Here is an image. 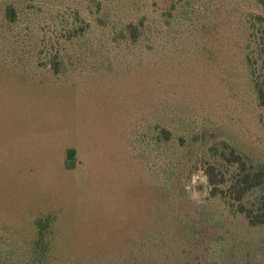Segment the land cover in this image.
<instances>
[{
  "label": "rangeland",
  "instance_id": "374dc122",
  "mask_svg": "<svg viewBox=\"0 0 264 264\" xmlns=\"http://www.w3.org/2000/svg\"><path fill=\"white\" fill-rule=\"evenodd\" d=\"M8 4L16 20L2 46L40 61L54 45L69 71L105 67L106 89L0 68V264H264V224L210 196L203 173L208 162L228 168L210 150L221 142L264 168L245 58L257 54L258 0H0L1 19ZM140 22L133 42L127 25ZM182 53L199 62L182 67L183 89L147 86ZM158 119L168 142L145 128ZM66 147L78 154L70 170ZM39 219L50 220L43 243ZM174 230L171 243L149 241Z\"/></svg>",
  "mask_w": 264,
  "mask_h": 264
},
{
  "label": "trees",
  "instance_id": "16d2710c",
  "mask_svg": "<svg viewBox=\"0 0 264 264\" xmlns=\"http://www.w3.org/2000/svg\"><path fill=\"white\" fill-rule=\"evenodd\" d=\"M258 2L264 7V0H258ZM3 13L4 18H0V68L2 71L14 73V75L18 77L25 75L32 80L41 78V81L50 80L51 82L64 83L69 79V82L71 83H81L85 90L89 89L93 91H99L98 88L101 86V84H103L104 89H106V84L103 83L105 77L102 76V74L105 72V67L100 65L99 69L97 68L98 71L94 72L93 70H87L82 73L79 72L80 70H76L77 68L69 71L67 66H65L63 61L60 59L58 52L59 49L54 45L51 46L52 52H50L49 57L46 55L44 56L46 58H41L40 61L28 56L31 54L25 55L24 53H27L26 48L20 49L23 53L19 54L18 50H15L17 49L15 45H10L14 51H10L6 48V46H2L3 43L6 44L4 40L5 38L2 36L3 30L16 20V12L12 4L5 6ZM251 17L252 19H255L256 22H258V25L255 26L256 31L253 34V37H255L254 39L256 41V51L254 50V52L257 54L255 55L246 52L245 58L248 63L247 66L249 71V79L255 94L256 102L259 107L263 109L262 124L264 127V17L261 14H252ZM141 24L142 23L140 22V24L129 23L127 25V35L130 37L131 41H137V39L142 34L140 30ZM10 42H12V40H10ZM182 55L183 53L180 54L178 58H176V64L173 65L171 61V64L168 66L167 70L169 73L158 75L157 73L161 71L158 70V72H155L153 69L151 74L149 73L148 80L150 83L145 81V83H148L147 86L154 90L162 88L164 92L168 91L173 86H175L173 88L177 89V91L179 89H183V79L184 77L186 78V75H190L191 73L181 70L182 67L185 66L184 64H187V66L190 67L192 64L194 65L196 63L198 66L199 62L195 60L191 64L189 60H184ZM149 64L151 65L152 63L149 62ZM143 65L144 66L140 65L142 69L147 66L145 63H143ZM123 70H125L124 67ZM145 70L149 71L148 66L145 68ZM125 71L127 72L128 70ZM174 75L176 76L174 77ZM140 77H137L138 82H141V80H139ZM118 79H120L119 76ZM121 80L124 81L128 79L123 75ZM124 83L126 85L132 84L130 81ZM107 92L108 95H111L109 91ZM120 92L123 91L120 90ZM137 94L138 92H136V94L132 97H137ZM140 96H142V94ZM153 107L151 108L153 112L151 111L152 113H150V117H154L159 111L157 106ZM145 128L146 130L153 128L152 137L158 143H165L171 140L172 131L169 130L164 124H161L159 119L154 123L153 126L148 127L146 124ZM143 134L145 135L146 132ZM210 150L215 155L219 154L222 160L226 162L225 164H228V168L223 169V167H220L218 165L219 163L217 162H208L203 166V173L206 176L209 187V195L212 197L220 196L224 198L226 203L229 205L230 210L243 214L250 225L256 226L264 224V191L259 194L257 200L251 204L245 202L244 200L248 193L256 188L264 186V168L249 163L247 159L242 156V154L236 151V149L227 142H221V149H219L217 146H212ZM65 153L66 157L64 161V169L70 170L73 166L71 160L77 159V150L74 147H66ZM49 222V219L37 220L36 224L38 228V243L40 241L43 243L42 239H44ZM157 233L161 235L162 231ZM166 233V236H151L152 238L150 237L151 239H149V241H153L150 243L154 244L153 246H156L154 241L158 238L164 245L171 243L172 238L179 234V231L174 230L172 232L168 231ZM169 239L171 240L169 241Z\"/></svg>",
  "mask_w": 264,
  "mask_h": 264
}]
</instances>
